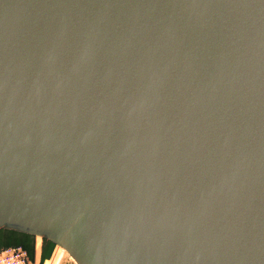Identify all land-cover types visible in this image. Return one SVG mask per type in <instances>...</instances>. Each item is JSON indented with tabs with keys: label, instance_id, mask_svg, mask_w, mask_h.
Segmentation results:
<instances>
[{
	"label": "water",
	"instance_id": "1",
	"mask_svg": "<svg viewBox=\"0 0 264 264\" xmlns=\"http://www.w3.org/2000/svg\"><path fill=\"white\" fill-rule=\"evenodd\" d=\"M0 230L264 264V0H0Z\"/></svg>",
	"mask_w": 264,
	"mask_h": 264
},
{
	"label": "crops",
	"instance_id": "2",
	"mask_svg": "<svg viewBox=\"0 0 264 264\" xmlns=\"http://www.w3.org/2000/svg\"><path fill=\"white\" fill-rule=\"evenodd\" d=\"M0 249L21 246L28 250L29 264H65L61 248L41 237L1 230Z\"/></svg>",
	"mask_w": 264,
	"mask_h": 264
},
{
	"label": "built area",
	"instance_id": "3",
	"mask_svg": "<svg viewBox=\"0 0 264 264\" xmlns=\"http://www.w3.org/2000/svg\"><path fill=\"white\" fill-rule=\"evenodd\" d=\"M30 255L21 246H9L0 249V264H29Z\"/></svg>",
	"mask_w": 264,
	"mask_h": 264
},
{
	"label": "rangeland",
	"instance_id": "4",
	"mask_svg": "<svg viewBox=\"0 0 264 264\" xmlns=\"http://www.w3.org/2000/svg\"><path fill=\"white\" fill-rule=\"evenodd\" d=\"M2 232V231H0ZM61 252L63 254V258L65 260V264H73V262L70 260L69 256L67 255L66 252H64V250L61 249Z\"/></svg>",
	"mask_w": 264,
	"mask_h": 264
},
{
	"label": "trees",
	"instance_id": "5",
	"mask_svg": "<svg viewBox=\"0 0 264 264\" xmlns=\"http://www.w3.org/2000/svg\"><path fill=\"white\" fill-rule=\"evenodd\" d=\"M1 231V230H0Z\"/></svg>",
	"mask_w": 264,
	"mask_h": 264
}]
</instances>
